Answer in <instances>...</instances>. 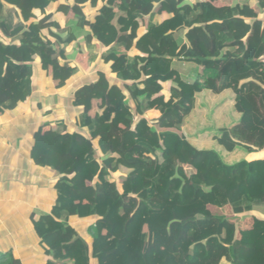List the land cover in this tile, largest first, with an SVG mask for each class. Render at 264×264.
Here are the masks:
<instances>
[{
  "label": "trees",
  "instance_id": "1",
  "mask_svg": "<svg viewBox=\"0 0 264 264\" xmlns=\"http://www.w3.org/2000/svg\"><path fill=\"white\" fill-rule=\"evenodd\" d=\"M255 1L0 0V114L25 105L35 62L57 87L99 63L111 75L73 88L72 123L34 134L56 178L50 211L30 215L46 264H264V157L246 159L264 150ZM0 264L21 261L9 249Z\"/></svg>",
  "mask_w": 264,
  "mask_h": 264
},
{
  "label": "crops",
  "instance_id": "2",
  "mask_svg": "<svg viewBox=\"0 0 264 264\" xmlns=\"http://www.w3.org/2000/svg\"><path fill=\"white\" fill-rule=\"evenodd\" d=\"M98 71L111 77L107 67L99 63L91 71H78L71 82L57 87L37 68L32 93L22 109L0 114V251L12 249L21 264H46L30 215L48 213L55 200L53 170L35 165L31 157L34 134L46 121L72 123L79 109L72 104L71 91ZM248 156L247 160L253 159ZM90 222L78 219L73 225L85 233Z\"/></svg>",
  "mask_w": 264,
  "mask_h": 264
},
{
  "label": "rangeland",
  "instance_id": "3",
  "mask_svg": "<svg viewBox=\"0 0 264 264\" xmlns=\"http://www.w3.org/2000/svg\"><path fill=\"white\" fill-rule=\"evenodd\" d=\"M113 0H100V2L103 5L106 4H112ZM198 4L203 5L205 1L208 0H196ZM212 2H216L217 4H251L256 6V1L255 0H210ZM49 9L52 10L53 6H49ZM259 12L261 13V16L254 21L253 24V40H256V35L259 32L261 26L263 25V19H264V14L262 12V10H259ZM158 20V17H157ZM81 40V39H80ZM82 50L85 51V47H82ZM34 68L37 70V65L38 63L35 62L34 64ZM173 67L176 68L181 74H183L185 77L190 78V79H194L197 74L200 72L199 68H197L196 66H194L191 63H187V62H183L180 60H176L173 63ZM264 157V150H259V151H253L249 154L248 159H255V158H263ZM220 212L227 217L230 221L234 222L237 229H240L246 225H248L250 223V215H247L243 212L240 211H236L231 209L230 207H225L223 209L220 210ZM223 261V262H222ZM220 264H224L227 263L226 261L222 260ZM229 264V263H227Z\"/></svg>",
  "mask_w": 264,
  "mask_h": 264
}]
</instances>
